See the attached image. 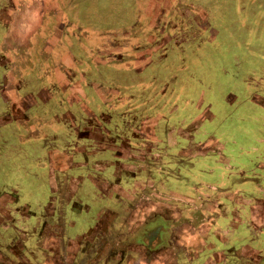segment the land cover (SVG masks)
<instances>
[{
  "label": "rangeland",
  "instance_id": "1",
  "mask_svg": "<svg viewBox=\"0 0 264 264\" xmlns=\"http://www.w3.org/2000/svg\"><path fill=\"white\" fill-rule=\"evenodd\" d=\"M0 43V74L10 65L6 50L13 47L15 55L5 82L14 91L12 113L2 112L0 101L1 175L21 174L27 146L28 152L65 150L79 179L82 172L84 180L91 171L114 175L94 179L102 186L97 199L105 201L120 196L112 192L118 174L132 178L149 157L230 155L234 140L251 151L264 146L256 128H248L249 137L232 134L237 125L264 126V0H0ZM236 44L242 51H232ZM11 121L23 127L6 135L1 126ZM54 178L40 202L45 208L7 209L6 203L42 199L0 189V231L13 237L7 249L20 248L24 259L41 258L43 242L53 247V192L67 201L80 183L67 179L61 191ZM243 178L238 174L237 184ZM6 243L0 264L13 262ZM243 243L232 249L236 263L264 264V238Z\"/></svg>",
  "mask_w": 264,
  "mask_h": 264
},
{
  "label": "crops",
  "instance_id": "2",
  "mask_svg": "<svg viewBox=\"0 0 264 264\" xmlns=\"http://www.w3.org/2000/svg\"><path fill=\"white\" fill-rule=\"evenodd\" d=\"M14 56L13 47H9L5 59L10 58V65L5 62L4 73L0 74L2 112L9 114L12 113L14 91H9L5 82L11 80V72L7 68L12 71ZM26 81L30 78L27 77ZM17 98L18 102L25 100V97ZM20 109V112L27 111L23 105ZM22 125L11 121L1 127L8 135L13 134L17 127L22 129ZM27 150L21 152L22 163L18 170L21 174H10L4 170L0 174V189L20 194L35 192L42 199L38 200L40 203L46 193L52 192L50 183L55 186L53 177L58 180L57 186L61 191L67 179H79L70 173L74 162L71 152L63 150L54 154L45 148L40 152ZM191 160L195 164L190 166L186 162L180 181L171 178L165 185H155L151 179L144 182L141 170H136L138 181L126 187L119 181L117 189L112 188V192L120 196L114 199L111 195L105 201L97 199L96 193L102 186L94 179H107L108 174L91 171L84 180L87 174L82 172L70 200L61 206H67V210L74 207L75 217H69L68 223L65 218L56 223L54 213L53 226L57 231L53 232L52 239L55 243L52 248L45 242L41 243L42 250H46L42 251L44 264H237L238 256L232 249L241 248L245 244H241L242 240L264 238V231L262 235L260 233L264 229V181L258 179L264 178V164L257 167V181L243 178L245 181L237 184L235 177L238 174L244 177L247 170L243 165H232L236 160L232 154H203ZM46 164L48 169L45 170ZM51 166L53 169L50 170ZM94 169L97 170L96 167ZM61 191L62 195L64 191ZM53 193L56 200L61 197ZM21 200H17L19 203L15 207H26L27 204ZM56 200L52 206L54 210L58 207ZM41 207L46 205L42 203ZM248 213H254L256 218L246 217ZM150 220L170 223L171 226L161 238L156 236L155 227L149 226V235L141 239L139 234ZM65 225L73 229L68 230Z\"/></svg>",
  "mask_w": 264,
  "mask_h": 264
},
{
  "label": "trees",
  "instance_id": "3",
  "mask_svg": "<svg viewBox=\"0 0 264 264\" xmlns=\"http://www.w3.org/2000/svg\"><path fill=\"white\" fill-rule=\"evenodd\" d=\"M235 40H236V38L233 37L232 42H235ZM232 49H233L232 51H237V52L242 51L239 47H237V44L235 46H232ZM245 57H246V55H245ZM260 111H262V114H264L263 110H260ZM240 119H241V121L245 120V116L243 118H240ZM262 126L263 125H259V124L256 125L255 123L253 125L251 124L248 127L237 125L236 129L234 130V132L232 134L235 136L240 135L243 138L246 136L249 137V136H251V131H252L251 129H248L250 127L256 128L259 131H261L262 134H264V128H263L264 126L263 127ZM233 140H234V138H233ZM232 142L233 143L231 145H229V151L232 152V158L236 159L234 162H232V165H235V164L239 165V166L243 165L244 168H246V170H247L244 178L253 179L254 181H257V179H256L257 176L250 175V173L252 170H254V171L257 170V167L254 166L256 161H260V164H262V163L264 164V146H261L259 151H251V148L249 147L250 145H247L246 141H244L243 143H240V144H238L235 140ZM263 142H264V140H263ZM161 153H163V152H161ZM157 160H159V162H162L160 167H154V165H153L154 163H157ZM146 162H148L146 164V165H148V169H146L145 163L140 161V163H142L141 165H143V164L145 165L143 171H142V168L140 169L142 174H143V172L146 173V175H142L143 181L147 182L148 179H151V180H153L154 184L156 183L155 185H160V184L165 185V183H167L168 180L171 178H175L174 180L180 181V179L182 178V177H180V173L182 172L181 170L186 169V162H188L190 166L192 164L193 165L195 164V162L193 163L191 159L185 158V157H184V160L181 158L180 161H173L171 157L165 156V154H163L162 156H159L158 158L153 159V160H151L149 158L146 160ZM173 163L175 164V166H173ZM105 172L108 174V178H109L111 176L109 170H105ZM118 178L120 179L119 180L120 184L125 186V187H126V185L131 186V184L134 182L133 180L139 179L137 177V171L135 172V175L132 178L128 174L119 175ZM258 179H261V181H264V178L259 177ZM172 183H175V182L172 181ZM169 184H170V182H169ZM159 223H161V222L158 220L148 221L146 226H144V229L139 234L141 239H143V237L149 235V231H150L149 228L151 226L155 227L156 236L158 235L159 238H161V236H164L171 225H170V223H167V224L161 223L162 225L160 228ZM159 238H157V239L159 240V243H160ZM156 247H159V245H157Z\"/></svg>",
  "mask_w": 264,
  "mask_h": 264
},
{
  "label": "flooded vegetation",
  "instance_id": "4",
  "mask_svg": "<svg viewBox=\"0 0 264 264\" xmlns=\"http://www.w3.org/2000/svg\"><path fill=\"white\" fill-rule=\"evenodd\" d=\"M27 146V145H26ZM28 147V146H27ZM120 175H125V172L124 171H122L121 173H119ZM111 176H113L114 177V175L113 174H111ZM21 198H23V197H25V195H23V196H20ZM60 198H58L57 200H56V205L58 206L56 209H55V211H54V213L56 214V217H57V221H56V223H58L59 221H60V219H66V222L68 223V219H69V217H70V219L71 218H74L75 216H74V207H71V208H69L68 210L66 209V207H61L62 205H63V203L65 202L64 200L62 201V199L61 200H59ZM23 200V199H22ZM21 200V201H22ZM47 201V200H46ZM24 202V201H23ZM27 203H24V204H31V205H36V206H38V207H40V208H42L41 206V204L40 203H38V200L37 201H26ZM34 203V204H33ZM18 203L17 202H15V203H6L5 205H6V207L5 208H7V209H12V211H16V210H18V209H22V207H15V205H17ZM38 204H40V205H38ZM19 206H20V204H19ZM34 208H37V207H34ZM71 214V215H70ZM68 230H72L73 228H71V227H66ZM4 229H7V228H4ZM3 229V230H4ZM4 238V239H3ZM12 236L10 237V235H3L2 234V230L0 231V246H1V242L2 241H7V243L5 244V247H6V249H7V246H9V247H11L10 245H9V242L12 240ZM13 241H15V239L13 240ZM25 242V241H24ZM33 242V241H32ZM23 243V242H22ZM55 242H53V244H54ZM36 246H37V240H36ZM9 247H8V249H9ZM6 250V253H8L9 254V256H10V258H11V260L13 261L12 263H10V264H44V260H45V257L43 256V257H41V258H39L38 256H36V255H33L32 253V256L29 258V259H24V257H22L21 256V249L19 248V249H17L16 251H10V250ZM10 251V252H9ZM32 250H29V252H31ZM0 252H1V249H0ZM47 253V252H46ZM11 254V255H10ZM63 259V258H62ZM63 262V261H62Z\"/></svg>",
  "mask_w": 264,
  "mask_h": 264
}]
</instances>
